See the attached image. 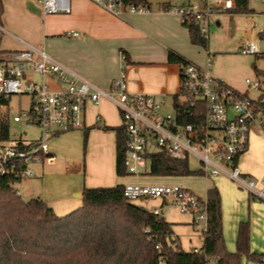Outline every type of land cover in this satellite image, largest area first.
<instances>
[{
  "label": "built area",
  "instance_id": "obj_1",
  "mask_svg": "<svg viewBox=\"0 0 264 264\" xmlns=\"http://www.w3.org/2000/svg\"><path fill=\"white\" fill-rule=\"evenodd\" d=\"M44 15L69 14V0H36ZM113 17L124 14H147L143 2L125 0H88ZM174 13L181 22L194 21L202 38L207 39L211 16L234 8L233 0H199ZM3 31L0 28V39ZM76 37L77 33H68ZM242 55H259L260 48L249 43L239 48ZM120 75L107 91L73 77L52 61L43 51L26 48L19 51L0 50V178L11 176L22 180L34 175L33 166L50 165L54 156L47 142L61 132L85 130L86 107L110 101L116 108L124 127L126 143L122 166L129 175L146 171L148 156L164 153L187 161L195 158L208 178L226 176L238 187L264 200V174L253 180L245 176L237 162L245 152L248 136L255 125L264 131V115L256 101L246 93L228 87L209 71V59L204 67L187 63L179 67L177 91L173 94H149L129 89L125 72V56ZM35 78H39L36 81ZM247 86L260 92L262 79L257 76L246 81ZM17 99L18 114L10 117V102ZM26 99V108L21 100ZM170 101V113L165 112ZM102 118L97 115L96 125ZM27 126L36 130L35 136L25 131L12 132V126ZM123 196L131 203L171 197L181 213L192 217V226L206 229L205 200L180 188L161 185H127ZM154 215H159L153 210ZM201 224L203 226H201ZM197 253L198 250H193Z\"/></svg>",
  "mask_w": 264,
  "mask_h": 264
},
{
  "label": "crops",
  "instance_id": "obj_2",
  "mask_svg": "<svg viewBox=\"0 0 264 264\" xmlns=\"http://www.w3.org/2000/svg\"><path fill=\"white\" fill-rule=\"evenodd\" d=\"M136 1H143L147 4L149 13L124 14L116 18L88 0H69V14L47 16L42 13L41 6L36 0H1L3 11L0 17V28L3 33L0 39V50L39 49L67 72V79L72 80L75 77L104 91H107L112 82L120 75L121 53L125 56V72L131 91L149 94H173L177 91L179 67L167 62L168 51L177 53L188 62L197 61L194 51L197 46L190 43L187 29L182 25L180 16L173 11L176 7L200 1ZM218 13L229 14L228 12ZM254 14L256 13L252 10V13L247 15ZM215 24L219 26L218 21H215ZM70 32L77 33V36H70L68 34ZM242 45L244 43L238 49ZM208 55H206L204 65L203 62L194 64L200 67L206 66L209 59ZM226 85L235 90L230 85ZM111 110L115 111L118 116L119 122L116 124L110 120ZM97 115L102 118L100 124H103V127L113 129L122 125L120 116L110 101L102 100L98 105L86 107L87 128L82 130L83 135L87 132L88 137L92 130L91 134L99 133L102 136H113L114 140L112 173L107 177H102L99 173L97 177L90 179L92 183L86 188L113 187L117 183H121V178H118L115 172V133L114 131L99 129L100 124L96 125L95 123ZM255 132L264 135L263 130H256ZM258 154L256 144L253 147L247 144L245 152L237 162L242 173L252 179L253 177L248 173L257 177H260L262 173L255 174V171L248 165L250 160ZM51 155L53 154L51 153ZM43 167L44 165L33 166L34 175L32 177L38 178ZM72 194L81 199V192L76 194L72 192ZM33 198H40V196L27 200ZM67 198L66 195L60 194L55 200L46 199L45 201L55 213L56 205L62 200L65 202ZM237 199L236 210L237 205L239 209L235 213L232 210L233 214L225 219L221 215L225 248L228 252H235L238 228L241 223H247L249 252L264 255V206L262 204L264 200H259L249 192L247 195L245 193L238 195ZM155 200H158L159 205L149 209L136 204L138 201L133 202V204L151 213L153 210H157L159 215L163 217L161 208L165 206V202L159 199H152L151 201ZM76 207H78V203L69 205V207L63 208V212L59 215L65 216L73 212ZM187 215L188 219L181 220L171 219L167 221L163 217L171 225V230L178 239L179 236L175 234L174 229L180 222L188 221L186 222L187 225L192 226V217ZM190 218L191 223H189ZM198 236V239L191 237L188 243L181 244L184 251L200 250L202 240L201 235ZM240 264L264 263H253L246 256H242Z\"/></svg>",
  "mask_w": 264,
  "mask_h": 264
},
{
  "label": "trees",
  "instance_id": "obj_3",
  "mask_svg": "<svg viewBox=\"0 0 264 264\" xmlns=\"http://www.w3.org/2000/svg\"><path fill=\"white\" fill-rule=\"evenodd\" d=\"M127 3L143 1L125 0ZM232 15L251 14L248 0H233ZM144 3V2H143ZM3 11L0 0V17ZM192 45L206 48L194 21L182 23ZM264 44V29L258 33ZM255 57L264 60V50ZM167 62L183 66L189 63L173 51ZM262 79L256 103L264 115V70H254ZM264 129V125H263ZM115 133V172L128 175L122 166L126 136L124 127H104ZM87 132L84 133V141ZM149 174L159 177L201 175L188 162L172 159L164 153L148 156ZM18 179L0 178V264H240L242 256L253 263H264V255L249 252L247 223H241L236 250L225 248L222 234L220 196L212 185L206 188L207 224L201 233L202 246L197 253L182 250L171 225L160 215L127 201L124 187L83 188L81 206L57 217L40 198L24 201L14 190Z\"/></svg>",
  "mask_w": 264,
  "mask_h": 264
},
{
  "label": "rangeland",
  "instance_id": "obj_4",
  "mask_svg": "<svg viewBox=\"0 0 264 264\" xmlns=\"http://www.w3.org/2000/svg\"><path fill=\"white\" fill-rule=\"evenodd\" d=\"M182 1V0H171ZM248 8L253 10L254 15H230L227 13H215L211 16L209 33L207 34L206 48H194L197 61L194 63L201 64L205 62L206 55L209 54V71L213 77L222 80L225 84L235 88L240 93H246L250 100L257 101L259 92L250 89L246 81H253L257 76L256 70H264V60L253 55H242L238 47L244 43L247 45L251 42L259 46L260 51L264 50V44L258 39V33L264 29V0H248ZM219 22V26L215 24ZM243 46V45H242ZM39 81V78H35ZM26 99L21 100L22 108H26ZM18 103L16 98L10 102V117L18 114ZM116 109V108H115ZM170 101H167L165 112L170 113ZM110 120L114 124L118 123V116L115 111H110ZM104 125L100 124L99 129ZM259 125H255L248 136V145L258 146L259 154L252 158L248 165L255 171V174L262 172L264 174V135L257 134L255 131L260 130ZM12 132L25 131L28 136H35L36 130L32 127L12 126ZM110 131V130H109ZM89 132L86 141L81 130L66 131L50 138L47 142L48 151L55 156V161L49 166L44 165L42 173L38 178H26L20 183L14 185V190L22 199L27 200L32 197L40 196L46 203V199L55 200L60 194L66 195L67 200H62L55 207L57 217L63 208L76 205L81 206V199L76 198L73 193L82 192L83 188L91 184V178L97 177L101 173L102 177L109 176L112 173V161L114 156L113 136H102L99 133ZM188 168L196 172L202 170L201 164L193 157L188 158ZM241 170V169H240ZM242 172V171H241ZM253 180L259 179L255 175L248 173ZM118 177V176H117ZM122 185H161L180 187L196 197L205 200V192L208 186L214 185L220 195V207L222 218L230 217L239 208L236 203L237 196L248 192L238 187L226 176L208 178L201 175H190L183 177H159L149 174V169L139 171L132 175L121 177ZM71 194V195H70ZM161 201V199H159ZM261 200V199H259ZM262 201V200H261ZM165 206L161 208L163 217L168 221L171 219H188L186 213H181L179 207L172 202L171 197L165 200ZM68 203V205H67ZM136 204L143 208H150L159 205L158 200H142ZM264 206V202L262 203ZM76 207V208H78ZM75 208V209H76ZM74 209V210H75ZM234 210L232 213L231 211ZM190 216V215H189ZM188 221L180 222L175 234L179 236L180 246L182 243H188L191 237L200 235V229L196 230L195 226L187 225ZM176 223V222H174ZM189 223H191V218ZM201 226H203L201 224ZM182 250L183 246L181 247Z\"/></svg>",
  "mask_w": 264,
  "mask_h": 264
}]
</instances>
